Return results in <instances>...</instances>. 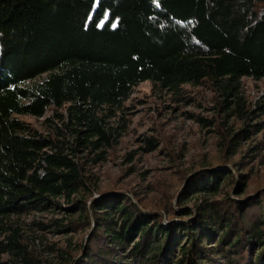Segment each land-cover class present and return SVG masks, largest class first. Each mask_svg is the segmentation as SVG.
<instances>
[{
  "label": "trees",
  "instance_id": "obj_1",
  "mask_svg": "<svg viewBox=\"0 0 264 264\" xmlns=\"http://www.w3.org/2000/svg\"><path fill=\"white\" fill-rule=\"evenodd\" d=\"M244 78L264 79V0H0V264H264V185L246 194L241 173L264 161L252 142L263 122L248 123L264 98L248 109ZM145 81L159 92L208 86L240 123L217 122L220 157L184 173L174 207L101 189L93 171ZM51 109L46 134L23 118ZM34 226L81 235L50 246L55 262L35 248Z\"/></svg>",
  "mask_w": 264,
  "mask_h": 264
},
{
  "label": "rangeland",
  "instance_id": "obj_2",
  "mask_svg": "<svg viewBox=\"0 0 264 264\" xmlns=\"http://www.w3.org/2000/svg\"><path fill=\"white\" fill-rule=\"evenodd\" d=\"M242 90L247 108L256 110L264 98V79L244 78ZM219 102L217 93L204 85H185L180 93L155 91L150 81L136 86L131 98L125 103L127 129L124 135L110 150L108 159L93 168L99 175L101 189L130 188L146 205L164 203L174 207L173 194L182 188L184 173L198 168L205 161L220 157L217 122L223 123L227 119V126L237 128L240 125L238 116L226 117L218 110ZM52 116L51 109L41 118H23L46 134L52 122L47 119ZM197 116L214 121L216 125H205ZM259 122H263L259 127L261 131H256L258 127L253 128L255 133L252 142H262L264 147V115L248 121L250 124ZM58 123L60 125V121ZM149 138L157 142L153 149L148 145ZM81 156L82 153L79 154L80 160ZM130 157H133L132 160H129ZM228 167L233 172L231 168L235 166L229 163ZM241 173L247 174L244 179L246 194L264 185V161L257 164L254 160L249 169ZM191 202L188 197L185 205L191 206ZM63 216V211L56 215L36 212L23 215L21 219L23 225L26 223L33 227L35 221L51 222ZM27 230L29 235L42 233V241L37 240L35 248L55 262L60 261V256L52 253L50 246L67 250L81 235L80 232L44 233L40 229L36 230L35 226L33 230Z\"/></svg>",
  "mask_w": 264,
  "mask_h": 264
}]
</instances>
